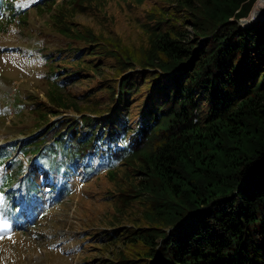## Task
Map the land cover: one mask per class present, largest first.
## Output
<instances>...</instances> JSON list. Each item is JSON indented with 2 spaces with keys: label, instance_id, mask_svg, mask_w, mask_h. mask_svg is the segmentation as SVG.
<instances>
[{
  "label": "trees",
  "instance_id": "obj_1",
  "mask_svg": "<svg viewBox=\"0 0 264 264\" xmlns=\"http://www.w3.org/2000/svg\"><path fill=\"white\" fill-rule=\"evenodd\" d=\"M12 1L0 0V16ZM99 1L107 0L37 4L48 6L55 30L70 41L62 61L68 74L48 99L79 118L63 127L60 120L14 149L36 156L44 170L83 180L105 171L115 180L116 169L127 171L121 195L127 208L139 207L121 211L99 234L112 255L105 264H264V17L241 22L258 0H163L141 22L140 46L73 21ZM60 52H49V63ZM108 73L116 86L104 88V112L59 95L71 79ZM0 164H10L0 212L37 218L33 194L43 187L36 173L26 177L8 149ZM59 188L70 192L67 181Z\"/></svg>",
  "mask_w": 264,
  "mask_h": 264
},
{
  "label": "rangeland",
  "instance_id": "obj_2",
  "mask_svg": "<svg viewBox=\"0 0 264 264\" xmlns=\"http://www.w3.org/2000/svg\"><path fill=\"white\" fill-rule=\"evenodd\" d=\"M43 1L14 0L11 10L0 16V152L8 149L15 159L22 160L26 177L33 170L36 181L43 187L33 195L41 205L38 218L26 215L19 225L16 220L7 224L0 213V264H105L112 255L106 248L102 250L99 234L104 227L113 225L121 211L127 215L132 208L139 207L138 203L132 208L124 204L126 199L121 195L120 185L127 171L122 167L116 169L115 180L108 171L83 180L77 174L64 176L46 171L35 164L36 156L30 159L14 149L34 135L45 133L60 120L59 126L63 127L79 118L72 110H56L48 99L52 84L68 74L62 61L70 41L55 30L48 6L37 7ZM56 1L57 5L64 0ZM162 1L145 0L139 6L121 0L99 1L93 4L94 9L77 13L73 21L90 26L97 33L113 34L130 46H140L146 41L141 22ZM263 17L251 25L260 23ZM54 51L63 52L58 58L53 54L58 60L49 63L46 55ZM104 78L71 79L59 95L72 102L76 100L83 109L86 102L98 104L104 112L110 102L104 88L115 84L112 80L115 76L108 73ZM17 92L18 101L13 108L12 99ZM107 116L101 117L104 120L101 123ZM136 121L137 115L130 120L131 124ZM88 130L89 127L81 128L83 132ZM9 165L0 164V184ZM63 180L70 186V192L61 196L58 185ZM3 201L0 195V207Z\"/></svg>",
  "mask_w": 264,
  "mask_h": 264
},
{
  "label": "bare ground",
  "instance_id": "obj_3",
  "mask_svg": "<svg viewBox=\"0 0 264 264\" xmlns=\"http://www.w3.org/2000/svg\"><path fill=\"white\" fill-rule=\"evenodd\" d=\"M264 8V0H258L255 8L252 12L251 19L253 18L254 20H257L261 16V11Z\"/></svg>",
  "mask_w": 264,
  "mask_h": 264
},
{
  "label": "water",
  "instance_id": "obj_4",
  "mask_svg": "<svg viewBox=\"0 0 264 264\" xmlns=\"http://www.w3.org/2000/svg\"><path fill=\"white\" fill-rule=\"evenodd\" d=\"M251 15H252V13L250 14V17L249 18L247 17L246 19H244V20L241 21L242 22V25H246V23H247L248 25H246V26H250L254 22V19L253 18L251 19ZM263 16H264V10L261 11V16L260 17H263ZM257 20H259V19H257ZM246 26H243V27H246Z\"/></svg>",
  "mask_w": 264,
  "mask_h": 264
},
{
  "label": "snow or ice",
  "instance_id": "obj_5",
  "mask_svg": "<svg viewBox=\"0 0 264 264\" xmlns=\"http://www.w3.org/2000/svg\"><path fill=\"white\" fill-rule=\"evenodd\" d=\"M25 6H27V5H25Z\"/></svg>",
  "mask_w": 264,
  "mask_h": 264
}]
</instances>
